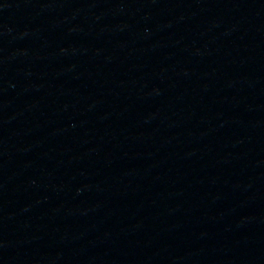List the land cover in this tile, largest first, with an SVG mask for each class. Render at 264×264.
I'll list each match as a JSON object with an SVG mask.
<instances>
[{
  "label": "water",
  "instance_id": "95a60500",
  "mask_svg": "<svg viewBox=\"0 0 264 264\" xmlns=\"http://www.w3.org/2000/svg\"><path fill=\"white\" fill-rule=\"evenodd\" d=\"M0 264H264V0H0Z\"/></svg>",
  "mask_w": 264,
  "mask_h": 264
}]
</instances>
